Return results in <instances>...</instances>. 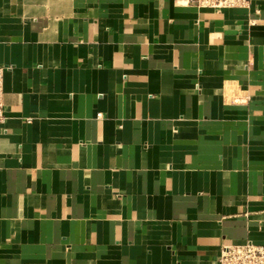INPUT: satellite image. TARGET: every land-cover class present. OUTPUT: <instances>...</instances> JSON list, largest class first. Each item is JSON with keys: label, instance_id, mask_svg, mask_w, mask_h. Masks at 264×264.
I'll list each match as a JSON object with an SVG mask.
<instances>
[{"label": "crops", "instance_id": "crops-1", "mask_svg": "<svg viewBox=\"0 0 264 264\" xmlns=\"http://www.w3.org/2000/svg\"><path fill=\"white\" fill-rule=\"evenodd\" d=\"M0 67V264L264 246V0H0Z\"/></svg>", "mask_w": 264, "mask_h": 264}, {"label": "built area", "instance_id": "built-area-1", "mask_svg": "<svg viewBox=\"0 0 264 264\" xmlns=\"http://www.w3.org/2000/svg\"><path fill=\"white\" fill-rule=\"evenodd\" d=\"M185 6L199 9H224L248 8L250 0H178ZM6 68L0 67V123L5 121L4 113V75ZM101 118V115H98ZM219 264H264V246L248 242L242 245H223Z\"/></svg>", "mask_w": 264, "mask_h": 264}]
</instances>
